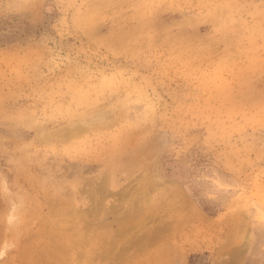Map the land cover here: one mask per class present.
<instances>
[{
  "label": "rangeland",
  "instance_id": "rangeland-1",
  "mask_svg": "<svg viewBox=\"0 0 264 264\" xmlns=\"http://www.w3.org/2000/svg\"><path fill=\"white\" fill-rule=\"evenodd\" d=\"M0 264H264V0H0Z\"/></svg>",
  "mask_w": 264,
  "mask_h": 264
},
{
  "label": "bare ground",
  "instance_id": "bare-ground-1",
  "mask_svg": "<svg viewBox=\"0 0 264 264\" xmlns=\"http://www.w3.org/2000/svg\"><path fill=\"white\" fill-rule=\"evenodd\" d=\"M65 245V244H64Z\"/></svg>",
  "mask_w": 264,
  "mask_h": 264
}]
</instances>
